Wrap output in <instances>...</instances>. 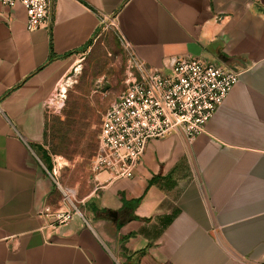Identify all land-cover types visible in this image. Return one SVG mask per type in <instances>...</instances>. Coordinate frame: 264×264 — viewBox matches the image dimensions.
I'll use <instances>...</instances> for the list:
<instances>
[{
    "label": "crops",
    "instance_id": "0c3cea01",
    "mask_svg": "<svg viewBox=\"0 0 264 264\" xmlns=\"http://www.w3.org/2000/svg\"><path fill=\"white\" fill-rule=\"evenodd\" d=\"M25 19L0 5V264H264V0H53L42 28ZM103 23L149 67L192 56L239 80L192 142L150 140L51 229L46 103Z\"/></svg>",
    "mask_w": 264,
    "mask_h": 264
},
{
    "label": "built area",
    "instance_id": "2783aa9c",
    "mask_svg": "<svg viewBox=\"0 0 264 264\" xmlns=\"http://www.w3.org/2000/svg\"><path fill=\"white\" fill-rule=\"evenodd\" d=\"M17 4L25 10L26 30L33 32L47 22L53 0H0V5L9 8ZM136 68L139 78L127 85L102 116L98 149L90 163L94 175L133 177L150 140L176 134L192 142L239 80L237 72L192 56H180L166 64L167 73L137 60ZM61 192V207L43 212L50 218L51 229L80 215L70 199L73 192Z\"/></svg>",
    "mask_w": 264,
    "mask_h": 264
},
{
    "label": "rangeland",
    "instance_id": "374dc122",
    "mask_svg": "<svg viewBox=\"0 0 264 264\" xmlns=\"http://www.w3.org/2000/svg\"><path fill=\"white\" fill-rule=\"evenodd\" d=\"M91 42L63 77L60 84L65 91L60 92L59 84L46 103L41 144L51 157L58 194L62 198L61 190L73 192L70 199L79 211L81 199L94 188L90 163L98 149L102 116L127 85L139 78L130 47L114 25L103 23Z\"/></svg>",
    "mask_w": 264,
    "mask_h": 264
},
{
    "label": "trees",
    "instance_id": "16d2710c",
    "mask_svg": "<svg viewBox=\"0 0 264 264\" xmlns=\"http://www.w3.org/2000/svg\"><path fill=\"white\" fill-rule=\"evenodd\" d=\"M91 41L88 42L84 48L81 50V52H84L90 45H91ZM69 55V54H66V56ZM37 152L40 156V159L42 161V163L44 164L45 168L51 172L52 170V160H51V157L48 155L47 151L44 150L41 146H38L37 148Z\"/></svg>",
    "mask_w": 264,
    "mask_h": 264
},
{
    "label": "bare ground",
    "instance_id": "6f19581e",
    "mask_svg": "<svg viewBox=\"0 0 264 264\" xmlns=\"http://www.w3.org/2000/svg\"><path fill=\"white\" fill-rule=\"evenodd\" d=\"M79 68V67H78ZM78 68L76 71H78ZM59 88L61 89L60 92L63 93L65 91V86L63 84H60ZM58 90V89H57Z\"/></svg>",
    "mask_w": 264,
    "mask_h": 264
}]
</instances>
